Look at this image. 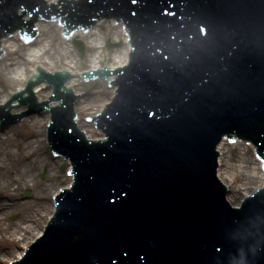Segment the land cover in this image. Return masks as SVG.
Returning a JSON list of instances; mask_svg holds the SVG:
<instances>
[{
    "label": "bare ground",
    "instance_id": "obj_1",
    "mask_svg": "<svg viewBox=\"0 0 264 264\" xmlns=\"http://www.w3.org/2000/svg\"><path fill=\"white\" fill-rule=\"evenodd\" d=\"M37 25L40 27L41 35L36 39L37 49L34 48L31 51L34 46L28 47L33 52L29 54L30 58H26L28 54L25 53L18 37L3 39L4 48L7 49V55L3 57V60H10L5 61L2 72L1 103L9 98L13 90L12 85H17V89L20 92L23 91L28 78L38 72L40 65L52 72L68 69L73 74H83L89 69L115 70L128 61L130 43L123 25L103 22L89 34H82L88 43H91L88 47L90 56L80 60L73 52L69 55L68 52L66 54L59 52L58 54L66 61L63 62L61 58L59 64L54 54H51L50 48L57 49L56 52H58L55 39L63 28L57 27L56 23L37 22ZM110 38H113V42L116 43L114 50L104 46L103 49L99 47ZM63 41H66L64 37ZM46 55L53 60L51 62L47 60ZM92 84L96 86L92 87ZM69 85L74 86L76 94L94 92L89 101L84 98V101H79L76 106L79 116L78 125L82 130L87 131L89 139L103 138L104 134L85 118L95 115L103 106L110 103L113 89L107 87L108 81L100 79L98 82L87 84L82 77V79H70L66 88ZM50 118V112H47L45 116H32L30 120L24 119L21 123L23 126H28L30 133L23 134L14 127L0 136V190L4 193V198L0 201V243L9 242V245L0 244V264H10L14 259L20 258L26 246L43 232L49 217L54 212L53 196L62 188L71 185L72 177L67 176L71 168L70 161L63 157L55 158L46 146L47 124ZM61 165L64 168H60ZM42 171H45L47 176L40 180L39 175ZM26 189L34 191L33 199H20ZM14 213H17L18 217L10 221L9 217Z\"/></svg>",
    "mask_w": 264,
    "mask_h": 264
},
{
    "label": "water",
    "instance_id": "obj_2",
    "mask_svg": "<svg viewBox=\"0 0 264 264\" xmlns=\"http://www.w3.org/2000/svg\"><path fill=\"white\" fill-rule=\"evenodd\" d=\"M48 24H53V23H48ZM40 35L38 38H40ZM3 39H7V38H3ZM31 45L37 46L36 41ZM39 67H41V65ZM41 68H44L46 71H49V69H46L45 67H41ZM69 72L73 74L72 71ZM74 75L75 76L71 79H82L83 77L82 74H74ZM68 82H70V80L65 82L64 84L65 88ZM45 84H46L45 82L39 83L36 85L34 89V93L37 96H39L41 101L49 98V95L51 94L53 88L52 86H46ZM67 89H73V91L76 94L73 85H69ZM25 91L26 90L24 89L23 92ZM80 95H82V93ZM93 95H94L93 91L92 93H90V91H87L86 93H83V98L80 101H84V98H87L89 101ZM16 103L17 100H15L12 103L9 102V105L10 106L15 105ZM58 103H59L58 99L51 100L50 106L51 107L56 106ZM77 104L75 105V109ZM20 112L23 111L20 110ZM46 114L47 112H45L41 116H45ZM76 123L78 124V119H76ZM83 131H85L86 137L89 138L87 131L86 130ZM5 132H2L1 134H4ZM219 149H221L222 155L219 158L221 167L219 168L218 173L222 181L227 185V187H229V190H231L230 191L231 193L229 194L230 196L228 197L229 200L232 203L234 202L233 203L234 205L236 204L238 206L240 204L241 198L244 195L251 194L252 192H254V190L262 188L264 186V171L262 168V161L256 158L254 148H247L245 144L240 142L230 143L224 141L219 147Z\"/></svg>",
    "mask_w": 264,
    "mask_h": 264
},
{
    "label": "rangeland",
    "instance_id": "obj_3",
    "mask_svg": "<svg viewBox=\"0 0 264 264\" xmlns=\"http://www.w3.org/2000/svg\"><path fill=\"white\" fill-rule=\"evenodd\" d=\"M80 40L81 41H83L84 42V53H82V51H80L77 47H75V45L73 44H70V43H65L64 41H63V38H62V36H61V34L60 33H58L57 35H56V39H55V45H57V47H58V52H56V50L55 49H52V48H50L51 49V54L53 53L54 55V58H55V60L56 61H58V64L60 63V60H61V58L63 59V62H66L65 61V58L64 57H62V56H60L58 53L59 52H63V54H66L67 52H68V55L70 54V52H73L75 55L77 54V58L78 59H80V60H84L85 58H87L88 56H90V51H89V49H88V47H89V45H91V43H88L86 40H85V38L84 37H81L80 38ZM107 41H110L111 43H107ZM104 44H105V48H109L110 50H113L114 49V45L112 44L113 43V40H112V38H110L109 40H107ZM103 44V45H104ZM37 46H34V47H32L31 48V51L34 49V48H36L37 49V47H38V44H36ZM99 45V44H98ZM99 47H101L102 49H103V46L102 45H99ZM23 48L25 49V53H27L28 55L26 56V58H30L31 56L29 55V54H32L33 52H31L30 50H29V48L28 47H26V46H23ZM75 50V51H74ZM65 51V52H64ZM52 56V57H53ZM47 60H49L50 62L53 60V58H48V55H46V57H45ZM7 60H10V59H7ZM7 60H2L1 62H0V87H1V85H2V82H3V74H2V72L4 71V63H5V61H7ZM98 82V81H97ZM94 86H96V84H92V87H94ZM12 89L13 90H17V85H12ZM88 86H86V88H87ZM11 89V90H12ZM87 89H89V87L87 88ZM13 90L11 91V93L13 94L14 92H13ZM28 119L27 120H30L31 118H32V116H28L27 117ZM30 118V119H29ZM24 120V119H23ZM14 127H17V129L20 131V132H22L23 134H27V133H30V129L28 128V126H23L22 124H21V122L19 123V125H15V126H13L12 128H14ZM12 128H9V129H12ZM9 129H7L6 131H8ZM15 149H16V147H15ZM44 173H46L45 171H42L41 173H40V175H39V179L40 180H43V179H45L46 178V176H47V174H45V176L43 177V174ZM27 190H30L31 191V197L30 198H24V194L26 193V191ZM4 198V193L0 190V201L2 200ZM34 198V191L32 190V189H26V190H24L23 191V193H22V195H21V197H20V199L21 200H30V199H33ZM17 217H18V214L17 213H14V214H12L10 217H9V220L10 221H14V220H16L17 219ZM0 244H2V245H9V242H3V243H0Z\"/></svg>",
    "mask_w": 264,
    "mask_h": 264
}]
</instances>
